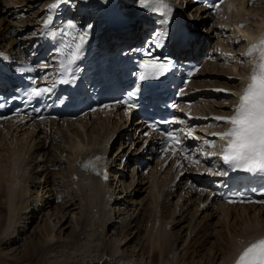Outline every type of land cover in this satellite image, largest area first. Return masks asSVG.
<instances>
[{
    "label": "bare ground",
    "instance_id": "1",
    "mask_svg": "<svg viewBox=\"0 0 264 264\" xmlns=\"http://www.w3.org/2000/svg\"><path fill=\"white\" fill-rule=\"evenodd\" d=\"M50 1L51 0H45L44 4H42L41 0H20L18 2L25 4L27 2L28 9L37 8V10L34 11V14H31L34 18L31 19L29 17L30 19L28 22L29 24H32L31 22L34 23L35 32L34 34L31 33L30 37L27 39L26 50L30 47L34 48L39 42L36 37V33H40L41 25L45 19V14L48 11V4ZM231 1H236L240 4V12L236 15H238L239 18L246 19V10L243 8L245 0ZM12 3L13 1L7 3V6H5L4 10L1 12L4 14V11L10 7L9 12L6 14L9 16L18 15L20 10L16 9L17 7H14ZM245 7H247L246 2ZM220 13L221 12L213 18L215 23H218L219 25L223 24L225 19L224 15L221 18L219 17ZM208 17L210 18L211 16H207L206 18ZM206 18L200 23H197L198 29H200L199 26L204 27L206 25ZM1 23L2 22L0 21V27ZM224 24L225 26L231 25L228 20H226ZM233 24L238 25L239 23L234 22ZM256 25L257 28H254L253 30L251 29L252 31L246 34L250 46L254 44L258 35L264 33V16L257 21ZM224 31L225 29L221 32ZM232 32L234 33V30ZM20 34V39H22L23 33ZM14 42V38H9V32L0 33V45L8 48L13 54H15L16 57L20 59L25 58L22 55V51L16 48V43ZM195 42V47L198 49L199 54H202L206 50L207 46L204 39L200 36ZM219 46L220 43H218L215 48L219 49ZM254 53L251 57L250 66L248 68L246 67L247 70L243 71L242 69L240 71L239 74L242 77H246L249 69L255 66L256 57ZM213 54H210V56ZM217 58L221 61L224 59V55ZM208 65L212 66L213 63L208 60L206 66L208 67ZM223 66L224 65H220V69H222ZM227 66L225 64L226 71L222 70L221 72H227L228 69L231 70L228 68L230 66ZM211 71H215V69H212ZM233 71L235 72L229 71L227 74H238L236 73V70ZM216 72L219 71L216 70ZM207 76L208 75L205 72H202L200 78L205 82ZM209 81H207V83L197 81V85H210L211 81ZM222 81L223 79H217L216 84L225 86L223 88L224 90H229L231 86L222 83ZM226 81H229V79L226 78ZM242 86H244L243 83H241L240 87ZM233 90H235L236 93L239 91V89L235 88ZM212 96L213 98H219L221 97V94H213ZM204 103L205 109L217 110L211 100L207 102L205 101ZM217 111L219 112L220 110ZM103 119V117L98 116L89 118L86 116L85 118L80 117V119H76V121H71L69 119L64 120L60 124L52 121L50 123V132L47 127L48 123H45L44 125L36 124L29 128H23L20 130L22 131L21 133L18 129L14 131H7L6 125L0 126V259L3 260V258L7 257H4V255L1 254L5 250V247L18 244L22 236L25 235L26 231H23V229L26 224H24L23 220H27L31 217L32 220L30 223H32L34 218L38 217L37 214L40 213V211L37 210L40 206H51L50 203L44 204V202H42L40 204V200L42 198H46L48 201V197L52 200L51 198H54L55 196L64 200L63 205L65 209L56 210L52 215H50L48 221L50 224L48 227L46 225L48 233L45 232L42 237L39 236L40 238H38V241L36 240L35 242L34 240V238L36 239L35 233L37 230L33 231L31 233L32 235L30 234L31 236L29 235L30 238L23 247V253L13 260L14 264H114V262L115 264H183L181 262L183 260L186 261V264H234L235 259L244 247L257 239L264 238V227L255 229L257 223L252 221L250 222L252 224L249 223L248 226L244 227V229L250 228V230H252L250 233L249 230H246L248 235L242 236L236 233L230 238H227V234L225 237L223 234H219V232H217L219 241L224 240L225 242L223 246L220 245L221 243H217L218 239L216 238L215 243L213 242V244H215L214 247H209L208 250H205L207 251V253H205V251L203 252L204 249L202 247L209 242H200V252L196 249V257H190L188 252L195 246L196 243H198L195 240H197L200 231L203 230V234L205 235L208 230V226L210 225V223L207 222L208 217L215 215L218 219L217 224H222V226L226 229L229 217H232V215L235 216V218L237 217L236 213L238 211L235 210H241L246 214L248 209L264 210V206H227L219 203L216 210H213L211 206H209L200 211L198 210V200L201 199L203 192H196L193 188L186 187L184 185L180 187V192H164L163 188H161V183L155 181L154 173H152L150 177L143 176V174H141L142 176L138 177V182L134 184L131 190H128L130 186L135 183L131 180L128 185H126L124 182L125 178L128 176L127 172L129 171V167L127 169V166H125V169L120 174L118 173V170H114V172L118 173L116 175V182H121L122 184V187L120 184V188H118L119 191H117V185L113 188L111 183L102 182L96 177H92L83 171L77 170L73 163L74 157L84 151L92 150L96 148V146H101L104 139L109 138L117 128H121V125H114L112 127L108 126L107 121H103ZM76 122H80V124L75 126ZM213 128L214 124L208 125V127H201L202 131H205L207 134L205 142L215 143V147L209 145V150L215 152L217 148V141H210V136H208V133ZM203 135L205 134L201 133L199 134V137ZM49 136L51 139L50 142L53 143L51 146H47L46 143ZM127 151H123L118 154L120 160L128 154ZM136 151L137 150L129 154L130 157H134ZM51 152H55L53 158L54 160L50 159L49 154H51ZM208 153L209 151H205L203 155L208 156ZM141 156V154L138 155L140 158ZM134 158H131V161L135 164L136 159ZM205 159L206 158H204L203 161V168L206 170L209 167V172L207 171L206 175H209V173L218 174V171L214 169L215 162L216 165H218L217 157H214L213 164L211 165H208ZM33 161H36V164L30 169ZM56 165L59 166V169L62 171H54L57 175V177L55 176L57 180L55 181L53 189H49V177L51 174L53 175V173H48L47 170L51 166ZM166 172L168 173V171ZM194 180L197 181V179ZM202 184L205 185L207 183L204 181ZM143 185H146L145 187L150 191L148 192V196L146 198L137 200V198L134 197V194H137L139 189H141L142 193L147 190H144ZM116 191L120 194L118 197L122 199L127 197L129 200L131 199L137 204H129L128 207L135 205V209L132 211V208H130V210L128 209V211H125V216H123L120 220L122 227L124 228L122 231L123 233L121 232L122 239L119 238L113 242L111 238H109L110 236L107 237L108 232H106V229L108 230L114 225V222L112 221L115 218V209H117L119 205H114L113 207L112 204L115 199L112 202L111 199H108L106 196L108 194L114 195ZM133 191H135L134 194ZM121 194H124V197ZM181 197H183V202L180 203L179 198ZM170 198H176V206L172 210H169L167 206L170 204ZM206 198L207 196L204 199ZM126 202L127 201L125 200L122 204H125ZM144 204H146V208H149L148 213L144 214L146 225L143 228L138 226V230L135 232V234L137 233V236L140 234L141 241L137 242V245H135L133 249L129 250L128 247L135 238V234L133 232L134 230L128 231V226L132 229L131 225H129L131 223L130 219L132 220V218L135 217V212L138 208L140 211L145 209ZM75 208H77V212H75ZM232 208H234L235 214L231 213ZM40 209L41 211L43 210L42 208ZM167 211H170V213H167ZM32 212L38 213L32 215ZM133 213L134 215L132 217ZM176 213H178V215L175 217ZM121 214L123 213H120L118 217ZM69 215H71L70 219L72 221L73 219H76L75 223L70 220V223L72 222L74 224L72 233L67 234L66 237H62L61 234H57L58 236L55 235V238L52 234L54 229L60 227V229L62 228V231L67 228L68 226L65 224L64 220L67 219ZM157 220H160V226L155 228ZM168 222L173 223V227L170 230H167ZM260 223H262V221L259 219L258 224ZM79 226H81V229H78ZM126 226L128 230H125ZM193 232H195L193 234L195 236L190 239V236H193ZM240 232L241 231H239V233ZM187 241L188 244L184 247L183 245H185ZM193 241H195L194 244H192ZM138 246L139 249L137 250L136 248ZM181 246H183L185 250L183 253L179 254L178 250ZM215 248H218L217 250L220 249L218 252H221L217 257V260L215 259L217 254L214 259L211 258L212 253L215 252ZM180 249H182V247ZM150 250L153 252L152 256L149 255ZM172 255H175V257L171 258ZM187 255L190 257V260L186 258ZM155 258H160L161 261L155 262Z\"/></svg>",
    "mask_w": 264,
    "mask_h": 264
},
{
    "label": "rangeland",
    "instance_id": "2",
    "mask_svg": "<svg viewBox=\"0 0 264 264\" xmlns=\"http://www.w3.org/2000/svg\"><path fill=\"white\" fill-rule=\"evenodd\" d=\"M42 1V4H44V1L45 0H41ZM245 2H246V5H247V7H245ZM14 3V2H13ZM12 3V4H13ZM11 4V5H12ZM19 7H23V6H18L16 9H19L20 10V8ZM25 9L27 10V12H22L23 10H20V12H19V14L18 15H8V14H6V13H2L1 11H2V9L0 8V21L2 22L1 23V27H0V33H5V32H9V38H14V40H15V42L14 43H18V41H22L21 43H23V44H21V48H20V45H18V48H20V49H22L23 50V47L26 45V42H27V39L30 37V35H31V33L32 34H34V32H32L33 30H35V26H34V23L33 22H31L32 24H29V19L31 18V19H33L34 18V16H32L33 14H34V11H36L37 10V8H29L28 9V7H27V2H26V4H25ZM243 8H244V10H246V13H245V16H246V19H242V18H239V16L238 15H235L236 13H234L233 14V11H235V10H233L234 8L233 7H230L229 9H228V12H227V15H228V21H232V22H234L235 20H237L238 19V22H240V21H244V25H245V27H243V28H241V27H237V31H236V28H235V30H234V33L232 32L233 30H231V27L232 28H234V27H236V24H233V23H231V25H226V26H228V28L231 30L230 32H231V37H232V35L233 34H235L234 36H236V38H234V37H232V39L233 40H235L234 42H238L239 41V39L240 38H246V41H245V39H243L242 41H245V43L244 44H248V47L246 48V46L244 47H241L242 46V43L241 44H239L238 45V47L237 48H235V52H234V55H230V56H232V58H233V60H234V62H233V60H231L230 58H226L225 56H224V59L223 60H221L220 62H219V64L222 66V65H224L223 66V68H225V64H226V66L228 65V66H230V67H228V68H230L231 70H229L228 69V71L227 72H221L222 70H224V71H226V68L225 69H223L222 67V69H220V65L219 66H215V68H217V71H219L216 75H213L212 76V78H211V82H210V85H212V86H215V87H217V88H220V89H223L225 86H223V85H218V84H216V80L217 79H223V81H222V83H224V84H228L229 86H231L230 87V89H233V88H235V89H239V86H241V83H242V80L240 81H238V79H234L235 80V82H234V80L232 79V77H235V76H241L239 73H240V71L243 69V71H246L247 70V68L250 66V63H251V58L249 59L248 57H243L244 55H242V53H243V50H244V52H246L249 48H250V45H249V42H248V38L246 37V34L248 33V32H250V31H252L254 28H257V25H256V23H257V21L260 19V18H262L263 16H264V0H245L244 1V4H243ZM238 10V9H237ZM257 11V12H256ZM5 12V11H4ZM6 12H8V10L6 11ZM21 12H22V14H21ZM31 12V13H30ZM240 12V10H238L237 11V14ZM32 14V15H31ZM29 15V16H28ZM16 16V17H15ZM236 16V17H235ZM24 17V18H23ZM30 17V18H29ZM5 18V19H4ZM19 18V19H18ZM26 18V19H25ZM213 20V18L212 17H208V18H206V20H207V23H206V25L204 26V27H202V29L205 31V33H202V32H200L199 34V37L201 36L203 39H204V42L206 43V48L208 47V46H210L211 48L215 45V40H216V38H217V34H216V32L217 33H220L221 31H223L221 28H222V24L220 25V26H218L219 24L218 23H213L212 24V28L210 27L211 25H209L210 24V20ZM240 19V20H239ZM18 21V22H17ZM214 21V20H213ZM18 24H17V23ZM215 22V21H214ZM26 23V24H25ZM215 24V25H214ZM233 24V25H232ZM18 25V26H17ZM239 25V24H238ZM241 25V24H240ZM32 27V29H31V27ZM223 27H225V26H223ZM2 28V29H1ZM20 29V31H19V29ZM219 28H220V30H219ZM226 28V27H225ZM225 28H223V29H225ZM243 29H245L244 31H248L246 34L244 33V31H242ZM252 29V30H251ZM32 30V31H31ZM219 30V31H218ZM20 33H23L22 34V39H20V36H21V34ZM237 33H239V34H237ZM240 34H242V36L243 37H241V35ZM206 36V37H205ZM239 37V38H238ZM219 40V39H218ZM208 41V42H207ZM219 43V42H218ZM218 43H217V45H218ZM216 45V46H217ZM216 46H214V48L216 47ZM17 47V46H16ZM219 47H221V44H220V46ZM226 49H230L229 47H225ZM241 49V50H240ZM225 51V50H224ZM210 54H213V52L211 53L210 52ZM244 54V53H243ZM239 56H241V57H239ZM244 59L245 61L243 62V60L242 59ZM247 59H249V64H248V61H247ZM241 60V62H243V64L240 62L239 63V61ZM235 61H237L238 63H236ZM246 61H247V63H246ZM221 63H224V64H221ZM235 63V64H234ZM247 67V68H246ZM219 69V70H218ZM212 70V69H211ZM233 70H236V73H238V74H236V75H233V74H230V76H229V74H227L229 71L230 72H235V71H233ZM214 72H216V70L214 71ZM223 73V74H222ZM225 74H227V76L225 75ZM242 77V76H241ZM226 78L227 79H229V81H226ZM214 82V83H213ZM209 85V84H208ZM223 86V87H222ZM229 89V90H230ZM235 91V90H234ZM225 92L226 91H224V92H222V93H219V94H221V97H223L224 95H225ZM221 97H219V98H215V100L214 101H212V104L217 108V110H220L219 112H223L224 111V109H223V107L225 108V109H228V106H227V104H229V106H232V105H234V103H235V95L233 96H231V95H229V96H225L224 97V102L223 103H219L218 102V100L221 98ZM211 98H213V97H211ZM232 99H233V101H232ZM227 102V103H226ZM224 104V105H223ZM233 107V106H232ZM81 122V121H80ZM80 122H76L75 123V126H78L79 124H80ZM60 124V123H59ZM208 125H213V123H210V124H208ZM202 127V126H201ZM208 127V126H207ZM209 129V128H208ZM198 130H201V132H198L199 134H201V133H203V134H205V135H203V136H201V137H199L201 140H205L206 141V138H207V134H206V132L205 131H202V129L201 128H198ZM22 131H20V133H21ZM210 139V141H212L213 139L211 138V137H209ZM11 139V138H10ZM50 136L48 137V141L46 140V142H47V146L48 145H52L53 143L52 142H50ZM58 143V142H57ZM34 149H35V147H34ZM54 155H55V152H51V154H49V156H50V159H53L54 158ZM48 156V157H49ZM132 158H134L133 156H131ZM135 159V158H134ZM54 160V159H53ZM26 161H27V158H26ZM36 164V161H33V163H32V166L30 167V169L34 166ZM130 164H132V165H134V163L131 161V159H130ZM64 166V165H63ZM59 170V171H58ZM54 171L55 172H61L62 170H60L59 169V166H51L48 170H47V172L49 173H53V175L51 174V176L49 177V189L50 188H52L53 189V187L55 186V181L57 180L56 179V177H57V175L54 173ZM56 176V177H55ZM146 176V175H145ZM31 180V179H30ZM131 180H133V177H132V174L131 173H129L128 174V176H127V178H125V180H124V182H125V184L126 185H128V183H129V181H131ZM139 180V179H138ZM138 180H137V182H138ZM114 181L116 182L117 181V178L115 177V179H114ZM113 182V183H111V185H113V188H114V186L115 185H117V187H116V189L119 191V189L118 188H120V184H121V182L120 183H118V182ZM134 184H136V183H133V185L132 186H130V188L128 189V190H131V188L134 186ZM147 185V184H146ZM146 185H143L144 187V190H146ZM121 187H122V184H121ZM148 190V189H147ZM145 191V192H141V189H139V191L137 192V194H134V192L135 191H133V194H134V197H136L137 198V200H139V199H142V198H146L147 196H148V191ZM52 191V190H51ZM140 192V193H139ZM126 193V192H125ZM124 193V194H125ZM116 194H117V196L118 195H120L119 193H117L116 192ZM124 194L122 195L123 197H124ZM129 194H130V192H129ZM42 199H44V200H42ZM41 200H40V204L42 203V202H44V204L45 203H50V205L51 206H47V207H43V206H40V208H42L43 210L41 211V209L40 208H38L37 210L38 211H40V213H38V212H32V215H34V214H37V216L38 217H35L34 218V220H33V222L32 223H30V221L32 220V218L30 217L29 219H27V220H23L24 221V224H26L25 225V228L23 229V231L25 230L26 231V233H25V235H23L22 236V238L19 240V242H18V244H15V245H12V246H10V247H5L4 249V251H3V253H1L2 255H4V257L5 256H7V257H5V258H3V260L2 259H0V264L2 263V264H14V262H13V260H15L16 259V257L17 256H19L20 254H22L23 252V247H24V245L27 243V241L29 240V238H30V236L32 235L31 233L33 232V231H35V230H37L36 231V233H35V236H36V239L34 238V240H35V242H36V240L38 241V238H40L39 236H43V234L46 232V233H48V229L46 230V228L48 227V225L50 224L48 221H49V217H50V215H52L53 214V212H55L56 210H64L65 209V207H64V200L63 199H61V198H57V196H55L54 198H51L52 200H50L49 199V197H48V201L46 200V198H42ZM122 198H120V197H118L117 198V200L115 199V201H114V203L112 204V206L114 207V205H119V207H117V209H115L116 210V213H115V218L113 219V221L112 222H114V225L112 226V227H110L108 230L106 229V232H108L107 234V237H109V238H111V240L114 242L116 239H122V234H121V232L124 230V228L122 227V224H121V222H120V220L122 219V217L123 216H125V211H128V209L130 210V208H132V211L135 209V205L137 204L136 202H133L131 199L129 200V198H127V197H125V198H123L122 200H121ZM174 199H176V198H173V202H174V205L172 206L171 204H169L170 205V208H169V205H167L168 206V209L169 210H172V209H174L175 208V202H176V200L174 201ZM46 200V201H45ZM127 201L125 204H122V202L124 203V201ZM144 201V200H143ZM169 201H171V198L169 199ZM129 204H135V205H131V207H128L129 206ZM145 206H144V210L142 209L141 211H140V209L138 208L137 210H136V212H135V217L134 218H132V220L130 219V221H131V223L129 224V225H131V228L132 229H130V227L128 226V229H127V226H126V228H125V230H128V231H130V230H134L133 232H134V234H135V232H136V230H138V226H140V228L142 227H145V225H146V221L144 220V214L145 213H148V211H149V208L147 207L146 208V204H144ZM138 206V205H137ZM37 207V206H36ZM63 208V209H62ZM119 208H120V210H119ZM124 210H123V209ZM235 208H239V207H235ZM40 209V210H39ZM76 209L77 208H75L74 210H75V212H77L76 211ZM179 209V208H178ZM178 209H177V211H178ZM36 210V211H37ZM216 210V209H215ZM235 211H238L237 213H236V215H237V217L235 218V216H233L232 215V217H229V220H228V225H227V227H226V229H225V227L224 226H222V224H217V217L215 216V215H211V217H208L207 219V222L208 223H210V225L208 226V230L206 231V233L208 234H206L205 233V235L203 234L204 232H203V230H201L200 231V233H199V236H198V238H197V240H195L196 242H198V243H196L195 244V246L193 247V248H191L190 250H189V252H188V255L191 257V256H194V257H196V255H197V252L195 251L196 249H198L197 251L198 252H200V242H204V243H207V241L209 242L208 244H206L204 247H202L203 249V252L205 251V250H208V248L210 247H214V245L215 244H213V242L215 243V240H216V238L218 239V235H217V232H219V234H223V236H225L226 237V234L228 235V237L227 238H230L233 234H238V235H242V236H245V235H248L247 234V232H246V230H249V233L250 232H252V230H250V228L249 229H244V227L245 226H248V224L250 223V222H252V221H254L255 223H257L256 224V226H255V229H259V228H261V227H264V210H255V209H251V210H247L246 211V214L245 213H243V211H241V210H235ZM235 211H234V208H232L231 209V213L232 214H235ZM142 212V213H141ZM120 213H123V214H121L119 217H118V215L120 214ZM138 213H141V214H138ZM167 213H170V211H167ZM256 213V214H255ZM131 214V213H130ZM133 215H134V213L132 214V217H133ZM178 215V213H176L175 214V217ZM263 216V217H262ZM70 217H71V215H69V217H67V219H65L64 220V222H65V224L68 226L67 228H65V229H63L62 231H61V229H60V227H57L56 229H54V231H53V235H54V237L56 238V236H58L59 234H61L62 235V237H66L67 236V234H71L72 233V229H73V227H74V224L72 223V222H74L75 223V221H76V219H73V221L70 219ZM138 217V218H137ZM263 220H262V219ZM250 219V220H249ZM260 219V221H262V223H260V224H258V220ZM70 220L72 221L71 223H70ZM144 220V221H143ZM23 221H22V223H23ZM246 221H247V223H246ZM211 222H213V223H211ZM215 223V224H214ZM133 224V225H132ZM194 224V223H193ZM213 224V225H212ZM250 224H252V223H250ZM46 225H47V227H46ZM216 225V226H215ZM27 226V227H26ZM116 226V227H115ZM214 226V227H213ZM215 227H217V228H215ZM37 228V229H36ZM89 228V227H88ZM203 228V227H202ZM201 228V229H202ZM214 228V229H213ZM224 228V229H223ZM241 228H242V230H241ZM78 229H81V226H79L78 227ZM198 229H200V228H198ZM230 231V232H229ZM235 231V232H234ZM239 231H241L240 233H239ZM227 232V233H226ZM233 232V233H232ZM39 233H40V235H39ZM116 233V234H115ZM123 233V232H122ZM195 232H193L192 233V235L194 234ZM212 233H213V235H214V237H213V235H212ZM31 234V235H30ZM58 234V235H57ZM30 235V236H29ZM56 235V236H55ZM217 235V236H216ZM195 235H193V236H190V239L192 238V237H194ZM221 236V235H220ZM135 238L133 239V241L131 242V244L129 245V247H128V249L130 250V249H133L134 248V246L135 245H137V242H139V241H141V237H140V234H138V236H137V233L135 234V236H134ZM139 238V239H138ZM206 239V240H205ZM56 240V239H55ZM214 240V241H213ZM240 240V239H239ZM195 241H193V243L192 244H194L195 243ZM142 242H143V240H142ZM217 243H221L220 245H224L225 244V242H224V240H220L219 241V239L217 240ZM188 244V241L185 243V245H183L184 247L186 246ZM229 245H230V243H229ZM183 246H181L182 247V249H180L179 248V254L180 253H183V251L185 250L184 249V247ZM18 248V249H17ZM127 249V250H128ZM137 250L139 249V246L136 248ZM218 249V248H217ZM216 248L214 249V253H212V257L211 258H213L214 259V257H215V255H216V260H217V257L220 255V253L221 252H218V251H220V249L219 250H217ZM17 252H16V251ZM126 250V249H125ZM136 250V251H137ZM5 252V253H4ZM153 252L150 250V252H149V255L150 256H152L153 254H152ZM194 253V254H193ZM205 253H207V251H205ZM176 254V253H175ZM214 254V255H213ZM9 255V256H8ZM187 255V259H189L190 257ZM175 257V255H172L171 256V258H174ZM9 258V259H8ZM8 259V260H7ZM7 260V261H6ZM104 260H105V257H104ZM190 260V259H189ZM117 261V260H116ZM160 262L161 261V259L160 258H155V262ZM103 262V261H102ZM183 264H186V261H181ZM114 264H115V262H114ZM122 264V263H121Z\"/></svg>",
    "mask_w": 264,
    "mask_h": 264
},
{
    "label": "snow or ice",
    "instance_id": "3",
    "mask_svg": "<svg viewBox=\"0 0 264 264\" xmlns=\"http://www.w3.org/2000/svg\"><path fill=\"white\" fill-rule=\"evenodd\" d=\"M137 2L143 9L161 15V29L154 33L156 39L153 43L162 46V40L169 37V32L164 25L168 23L170 14L174 11L170 0H137ZM60 3H71V0H56L50 7L54 9ZM51 19L49 17L45 21L46 26L51 23ZM71 27L75 28L76 26L71 25ZM91 27L92 25H88L86 30H82L72 37L71 43H65L57 49L61 56L58 65L59 72L62 75L72 74L71 79H65L62 81L63 83H74L76 79L75 72L80 70L77 61L82 58ZM177 39L180 40L183 37L178 36ZM257 50L260 53L259 59L251 71L247 85L240 93H232V95L238 96V101L232 109L233 114L214 117L216 121L227 124V129L222 132L211 133V135L219 137L222 141L220 152L212 153V155H218L224 164L231 166L233 169L249 173L264 172V37L260 39L258 44L251 45L243 55L250 59ZM170 63V61L164 62L156 58L145 60L142 64L143 71L138 73V79L140 81L158 79L169 71ZM74 66H76L75 69ZM45 67L48 66L45 65ZM50 90L47 87L33 88L31 94L39 97ZM217 91L226 90L217 89ZM127 95L132 97L134 93L129 92ZM118 103L125 104L129 111L135 107L128 100ZM105 107L111 106L105 105ZM173 107H176V105L174 104ZM145 135H148V133H145ZM166 136L169 140L166 151L170 150L175 154L181 141L176 139L171 132L167 133ZM208 143L212 147L216 146L214 142ZM101 159L102 157L95 156L83 167L86 169L91 167L95 170L96 162L101 161ZM104 178L107 179L106 170ZM261 203H264V201H261ZM234 264H264V238L257 239L244 247L235 259Z\"/></svg>",
    "mask_w": 264,
    "mask_h": 264
}]
</instances>
